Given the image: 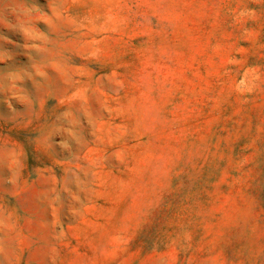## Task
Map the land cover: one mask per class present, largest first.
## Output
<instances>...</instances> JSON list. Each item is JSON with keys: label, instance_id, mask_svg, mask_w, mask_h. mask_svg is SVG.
<instances>
[{"label": "rangeland", "instance_id": "374dc122", "mask_svg": "<svg viewBox=\"0 0 264 264\" xmlns=\"http://www.w3.org/2000/svg\"><path fill=\"white\" fill-rule=\"evenodd\" d=\"M0 264H264V0H0Z\"/></svg>", "mask_w": 264, "mask_h": 264}]
</instances>
